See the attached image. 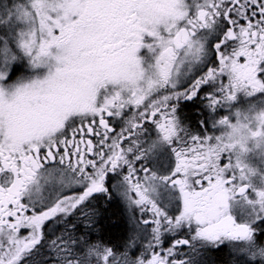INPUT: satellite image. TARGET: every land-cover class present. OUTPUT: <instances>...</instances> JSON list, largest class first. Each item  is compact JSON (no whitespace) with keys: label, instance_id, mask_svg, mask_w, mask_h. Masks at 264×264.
Listing matches in <instances>:
<instances>
[{"label":"snow or ice","instance_id":"6c2138e0","mask_svg":"<svg viewBox=\"0 0 264 264\" xmlns=\"http://www.w3.org/2000/svg\"><path fill=\"white\" fill-rule=\"evenodd\" d=\"M225 249L264 264V0H0V264Z\"/></svg>","mask_w":264,"mask_h":264},{"label":"trees","instance_id":"16d2710c","mask_svg":"<svg viewBox=\"0 0 264 264\" xmlns=\"http://www.w3.org/2000/svg\"><path fill=\"white\" fill-rule=\"evenodd\" d=\"M113 202H109L106 213H104L105 211L103 212V207L101 206L99 235L105 240L116 244L121 240L123 231L119 225V207L117 208Z\"/></svg>","mask_w":264,"mask_h":264},{"label":"flooded vegetation","instance_id":"af4514ba","mask_svg":"<svg viewBox=\"0 0 264 264\" xmlns=\"http://www.w3.org/2000/svg\"><path fill=\"white\" fill-rule=\"evenodd\" d=\"M94 203L97 204L99 212H101V206H102L103 207V212L105 211L104 213H106L107 206H108L109 202L104 201V200L101 199V200H98V201H94ZM113 203L116 204L117 208L119 207L118 208L119 209V213H120L119 225H120V227H121V229L123 231L121 240L118 243H116V244H119V243H121L124 240V238L126 237L127 232H128L127 213H126V211L123 209V207L118 202L114 201ZM105 241H108V240H105ZM215 258L218 261V264H226L227 249H225L222 252H219V253L215 254Z\"/></svg>","mask_w":264,"mask_h":264}]
</instances>
